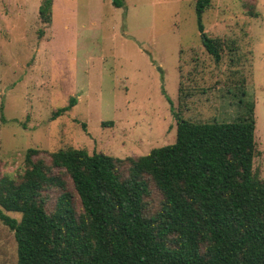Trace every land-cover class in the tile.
Instances as JSON below:
<instances>
[{
    "label": "rangeland",
    "instance_id": "rangeland-1",
    "mask_svg": "<svg viewBox=\"0 0 264 264\" xmlns=\"http://www.w3.org/2000/svg\"><path fill=\"white\" fill-rule=\"evenodd\" d=\"M43 1L0 0V178L18 179L29 148L50 165V153L68 147L123 159L117 171L125 178L128 157L174 143L175 113L231 122L252 104L253 172L264 179V0H213L205 10L218 61L201 42L196 0H51L46 24ZM70 97L75 105L51 119ZM50 168L73 194L63 169ZM60 193L42 192L48 211ZM161 200L150 183L145 215ZM0 264H17L14 232L1 220Z\"/></svg>",
    "mask_w": 264,
    "mask_h": 264
},
{
    "label": "trees",
    "instance_id": "trees-1",
    "mask_svg": "<svg viewBox=\"0 0 264 264\" xmlns=\"http://www.w3.org/2000/svg\"><path fill=\"white\" fill-rule=\"evenodd\" d=\"M212 1L196 0L195 13L201 42L218 61L220 43L202 22ZM50 4L39 7L42 23H51ZM75 103L70 97L51 119ZM174 116V143L128 157L125 178L117 171L124 160L102 152L61 148L47 165L29 148L18 179L0 178V220L14 232L17 264H264V179L253 172L252 104L231 122ZM50 166L68 175L73 194ZM150 183L162 200L146 216ZM49 186L61 190L51 211L42 196ZM4 211L19 212L20 219Z\"/></svg>",
    "mask_w": 264,
    "mask_h": 264
}]
</instances>
